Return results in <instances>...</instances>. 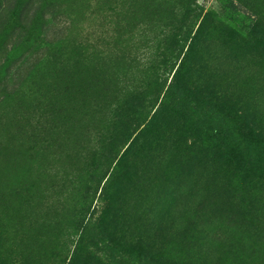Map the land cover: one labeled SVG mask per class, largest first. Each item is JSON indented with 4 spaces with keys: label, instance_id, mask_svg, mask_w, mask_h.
Returning a JSON list of instances; mask_svg holds the SVG:
<instances>
[{
    "label": "rangeland",
    "instance_id": "obj_1",
    "mask_svg": "<svg viewBox=\"0 0 264 264\" xmlns=\"http://www.w3.org/2000/svg\"><path fill=\"white\" fill-rule=\"evenodd\" d=\"M13 2L0 0V264H68L80 235L77 264H264V0Z\"/></svg>",
    "mask_w": 264,
    "mask_h": 264
},
{
    "label": "trees",
    "instance_id": "obj_2",
    "mask_svg": "<svg viewBox=\"0 0 264 264\" xmlns=\"http://www.w3.org/2000/svg\"><path fill=\"white\" fill-rule=\"evenodd\" d=\"M21 2H22V0H14V2H13V6H17V5H20L21 4ZM20 26V28H21V31H22V33H23V35L25 36V38H27L28 39V35L26 34V33H28V26H24V25H19ZM42 34V33H41ZM30 35V37L31 36H33L32 38H31V41H32V39H38V38H40L41 36L39 35V34H36V35H33V34H29ZM49 39V40H48ZM39 41V40H38ZM43 42H44V44H47V46L43 49V50H51L52 48H53V46H51L50 47V44L51 45H54V41L51 39L50 40V38H49V36L47 35V34H45V35H43L42 37H41V44H43ZM40 44V45H41ZM192 46V45H191ZM190 46H188V48H187V51H186V53L184 54V56H183V60H181V62H180V64L178 65V67H177V70H176V72L175 73H177V79L179 80V82L177 83V84H175L174 86H175V91L178 93V96H179V98H180V100L181 99H184L188 94H189V87H190V85L186 82H184L186 79H187V76H188V70H187V68L188 67H190L191 66V64L192 63H194V61L196 60V58H197V53H196V51H192L190 48H189ZM39 48H40V46H39ZM53 50V49H52ZM51 50V51H52ZM174 51V50H173ZM53 54V53H52ZM170 57V60L168 61V59L167 60H165L164 62H162V66H165V68H163L161 71H162V75H164V73H166V71H167V69H166V66L167 65H169V63H170V61L173 59V57H172V53H168V55H167V58H169ZM50 60H51V58H50ZM53 68H52V72H53V74H52V76L51 77H49L48 79H49V81H51V83H49V84H46L47 86H49V87H52L53 88V86L52 85H55V82L57 81L56 80V78H55V73H57V71L58 70H61V69H63V68H61V62L59 61V60H57L56 58H54L53 57ZM174 60H175V58H174ZM38 64V60L36 61V60H34V61H32L30 64H29V66L27 67V68H22L21 69V73H23V72H25V71H27V70H29V69H32V68H34L36 65ZM44 65V64H43ZM22 67V66H21ZM46 70H48V71H50L51 70V66L50 65H48L47 67H46ZM45 85V86H46ZM173 86V87H174ZM170 88H172V87H170ZM94 90V89H93ZM56 91V90H55ZM57 92V91H56ZM59 94V93H58ZM188 97V96H187ZM186 97V98H187ZM185 98V99H186ZM136 103H137V100L135 101ZM144 102H141L140 104H143ZM45 104V103H44ZM93 105V107H95L96 106V104H92ZM65 110L67 111V108H68V104H65ZM146 108V107H145ZM145 108H143V109H145ZM142 109V108H141ZM139 111H138V114H137V116H139L140 115V113H141V111H140V109H138ZM121 139V137L119 136V134H116V133H112L111 134V136H110V138H109V145L111 146H109L110 147V151H111V149H113V148H115V147H117V145L119 144V140ZM129 140V139H128ZM132 143V142H131ZM129 145H131V144H129ZM128 145V146H129ZM105 147V146H104ZM190 148V147H189ZM103 149H105V148H103ZM128 149V148H127ZM206 150H208L207 148H205ZM6 174H7V172H6ZM93 175V174H92ZM156 179V178H155ZM157 186V185H156ZM156 186H155V189H156ZM156 191H157V189H156ZM102 212V207H101V210H100V213ZM85 228V227H84ZM83 228V229H84ZM82 235H80L79 237H78V239H77V241H76V244H75V247H74V250L72 251V254H71V257H70V259H69V262H68V264H77L78 262H80V261H82V257H83V254L81 253V248H82ZM81 249V250H80ZM147 250V249H146ZM126 257H127V255H126ZM128 259V258H127ZM136 262H137V260H136ZM91 262L89 261V260H87V262H85V264H90ZM83 264V263H82Z\"/></svg>",
    "mask_w": 264,
    "mask_h": 264
}]
</instances>
